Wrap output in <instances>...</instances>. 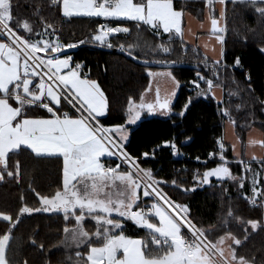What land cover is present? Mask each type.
Masks as SVG:
<instances>
[{"label": "trees", "instance_id": "trees-1", "mask_svg": "<svg viewBox=\"0 0 264 264\" xmlns=\"http://www.w3.org/2000/svg\"><path fill=\"white\" fill-rule=\"evenodd\" d=\"M12 4L14 29L16 21L27 20L35 32L43 33L46 27L43 21L47 20L55 26V33L42 37L34 34L33 39L54 41L59 37L61 44H76L64 52L71 55L73 64L81 66L80 72L84 76L96 81L103 90L108 108L99 120L107 128L126 122L129 98L137 105L150 84L149 73L162 70L135 64L116 49L118 46L123 45L128 49L129 45L138 44L139 47L133 51L141 59L189 63L199 67L170 69L179 86L171 100L169 113L141 117L130 129L124 148L137 158L142 168L150 169L157 180L166 181L160 185L162 190L172 201L187 205L191 218L198 226L206 229L212 225L220 226L210 233L211 239L216 240L230 231L242 241L240 246L232 244L238 256L245 257L249 264H264V197H257L255 205L246 199L253 196V174L260 182L257 187L264 190V157L240 163L234 159L231 147L226 145V165L237 179L211 178L209 184L203 186L201 180L204 171L216 166L219 161L212 159L202 163L194 160L197 156H216L219 148L215 138L222 134L225 121L232 123L242 148L248 130L253 127L262 133L264 140V20L255 13L254 8L234 3L233 0L225 1L223 59L216 63L200 47L188 43L174 32L170 36L159 30L160 35H156L149 26L141 25L137 29V22L124 18L66 17L62 14V4L52 6L50 0H12ZM173 6L198 20L204 18L207 7L206 0H173ZM214 10L216 14L212 15L220 16ZM105 21L111 22L113 26L123 24L130 29V33L111 35L107 42H111L112 47H108L105 42L92 40L91 37ZM47 32L52 33V29L48 28ZM80 41L85 42L81 44ZM161 43L169 49L167 53L158 47ZM237 58L239 65L236 64ZM197 73L204 79L200 80ZM207 80H213L214 86L222 88V102L209 93ZM189 99L191 104L181 116ZM62 111L73 112L67 105ZM226 111L228 115L224 114ZM29 115L50 117L45 109L35 107ZM166 142L168 144H164ZM172 143L177 146L179 155L173 153ZM145 153L148 155L145 156ZM104 160L110 167L118 164L114 157ZM17 161L20 164L19 179L8 177L5 172L4 179L0 180V212L13 217L24 204L40 207L37 193L50 196L62 189L63 181V158L59 155L37 156L30 149L21 147L16 153L10 154L9 170L15 172ZM246 165L251 168L248 172H245ZM123 168L121 165V170ZM173 181H176L175 185ZM229 209L234 213L233 217H228ZM120 219L123 221V218ZM225 220L228 221L227 227L223 226ZM249 220L258 221L255 230L247 223ZM123 224L126 236L148 239L150 242L145 229L131 221H123ZM66 225L72 228L75 221L66 222L63 213L24 214L10 233L7 256L11 264H85L89 249L64 244ZM8 227V222L0 220V236L5 234ZM84 227L94 232L95 222L87 218ZM77 251L83 253V258L76 257Z\"/></svg>", "mask_w": 264, "mask_h": 264}, {"label": "snow or ice", "instance_id": "snow-or-ice-1", "mask_svg": "<svg viewBox=\"0 0 264 264\" xmlns=\"http://www.w3.org/2000/svg\"><path fill=\"white\" fill-rule=\"evenodd\" d=\"M233 2L251 6L264 20V0ZM60 3L61 0H50L52 6H59ZM220 3L223 4L224 0H220ZM212 5L213 0H206L207 7ZM62 14L66 17L124 18L137 22V29L141 25L149 26L156 35H160L161 28L163 33L170 36L173 31L177 35L183 34V13L174 8L173 0H62ZM221 18H224L223 12ZM209 19L214 34L223 31L218 27V19L214 15L210 14ZM43 22L46 26L43 33L35 32L27 20L16 21L14 29L12 0H0V180L4 179L5 172L8 177L19 179V161L16 162L15 172L9 170V161L10 154L16 153L22 146L37 156L63 157L62 189L50 196L37 193L42 207L33 208L24 204L15 217L0 212V220L9 225L5 234L0 236V264H11L7 251L12 228L24 214L31 215L34 212H62L66 222L75 221L72 228L67 225L64 228L65 243L70 240L76 248L85 246L89 249L85 264H249L232 247V244H242L239 238L227 231L218 239H211L210 233L220 226L212 225L207 229L198 226L191 218L190 208L172 201L162 190L160 185L166 181L157 180L150 169L142 168L137 158L125 150L124 145L113 136L124 126L107 128L100 123L99 117L104 116L108 108L103 90L96 81L80 78L78 69L81 66L73 68L71 57L60 58L62 49L73 48L76 44H61L59 37L55 41L33 39L34 34L42 37L55 33L53 24L47 20ZM48 28L52 29V33L47 32ZM120 32L130 33V29L102 25L99 33L91 39L104 43L110 34ZM216 39L223 43L222 36L217 35ZM108 47L112 45L109 43ZM137 47L138 44L129 45L125 49L121 45L120 50L126 51L133 59H139L133 51ZM158 47L165 53L169 51L163 43ZM42 52L48 55L41 56ZM239 63L237 58L236 64ZM163 75L171 76V73ZM197 76L200 80L204 79L199 73ZM206 83L211 91L214 81L207 80ZM196 86L199 87V84ZM170 103L169 98L161 99L157 95L155 104H145L141 97L139 108L147 107L151 112L158 105L160 109L168 111ZM190 104L191 99L185 104L181 116ZM64 105L70 106L74 112L62 111ZM34 107L45 109L50 118L30 116L29 112ZM224 114L228 115L227 111ZM139 118L140 111L130 97L127 122L135 123ZM250 143L264 146V140ZM218 144L221 149L220 160L224 163L204 171L203 184H208L211 177L237 179L225 166L223 142L218 141ZM170 146L174 154H178L177 146ZM113 156L118 157L120 163L115 167L106 166L102 158ZM121 165L127 167L121 170ZM250 170V165H246L245 172ZM172 183L175 185L176 181ZM259 183L256 174H253V196L246 197L253 205L257 197H264V190L257 187ZM240 186L243 187V184ZM141 190L144 197L152 199L150 206H140ZM113 213L117 218L113 217ZM227 215L233 217L234 213L229 209ZM87 218L95 222L94 232L85 229L84 221ZM120 218L145 229L150 242L148 239L126 236ZM235 219L240 220L239 217ZM247 223L253 230L258 226L255 220ZM227 224L225 220L223 226L227 227ZM226 241H231L227 256L221 247ZM40 247L43 248V245ZM76 257L83 258V253L77 251Z\"/></svg>", "mask_w": 264, "mask_h": 264}, {"label": "crops", "instance_id": "crops-1", "mask_svg": "<svg viewBox=\"0 0 264 264\" xmlns=\"http://www.w3.org/2000/svg\"><path fill=\"white\" fill-rule=\"evenodd\" d=\"M225 1H230V0H224V3H225ZM224 3L221 4L220 3V0H213L212 7H206L205 12H204V18L202 20L196 19L192 14H190L188 12H182L183 13L182 18H181V27H182V33H183L182 34V37L188 43L195 44L198 47H200L202 49V51L204 52V54H206L210 59H212L214 61H221L223 59V52H222V55L220 57H218V59L216 60V59L213 58L215 48L212 46L211 47V50H212L213 54H209L208 50H206L207 48H205L204 46H202V44L199 43V40L201 38L206 39L208 37V34H209L210 29L207 27V25H208V22H209V15L211 13V10L212 9H216L217 13H222L223 12V5H224ZM117 19H120V18H117ZM222 20H223V18H222ZM115 27H117V26H115ZM119 27H123V26H119ZM40 55L46 57L48 54H42V53H40ZM65 56L71 57V55H69V54H67L65 52H62L60 58H64ZM70 63H71V66L73 68H75V64L72 63V57H71ZM78 71L80 73V78L81 79L91 80V79L87 78L86 76H84L80 72L79 69H78ZM167 72H170V71L169 70H160V71L150 72V73H153V74H156V75H150V84H149L150 86L146 90V92H145L146 94L145 95L149 97V95L152 94L153 95V98H149L147 100H144V103L145 104H148V103H152L153 104L155 102L156 92H158V90L157 89H154L153 92L151 90L153 89L152 88L153 85L156 86L155 83L157 82V80H162V82H163V85H160V89L163 91V93L165 95L166 94L167 95H171L172 98L170 100H172L174 98V95L177 92V89H178L179 84L173 78L172 74H171V76L163 75V73H167ZM214 92H215L216 96H219L218 98H215V99L217 101H219V102H222L223 101V90H222V88L220 86H214ZM159 95H160V93H159ZM144 98H146V97H144ZM139 105H140V103H138V105H137L138 106V110L141 109V108H139ZM68 107L70 108V106H68ZM143 109H144L145 114L149 116V111H148L147 107H144ZM71 110L74 112V109H71ZM167 113H169V111H165V110H162V109H158L157 106H156V108H155L154 111H151L150 112V114H152V115H154V114L165 115ZM101 117H103V116H101ZM101 117H99V119ZM42 118H50V117H42ZM225 123H226V121L223 123V131H224V128H225L224 127L225 126ZM223 131H222L223 141H224V144L227 145L226 144V135L224 134ZM252 138H257V141H262L263 140L262 133L258 129H256L254 127L251 128L250 130H248V132H247L245 146L247 145V147H249V145H250V147H254V146H256V147L257 146L263 147L259 143H256L254 145H251L249 143V141H251ZM22 147H24V146H22ZM240 147H241V145H240ZM232 155H233L234 159L239 160V161H249V160H253V157H256V159L260 160V159H262V157H264V156H255V155H253V156H247L244 153L241 156V153L239 152V158H237L233 151H232ZM244 155H246V156H244ZM105 158H107V157L102 158L103 162H105L104 161ZM139 195H140V201H141V205L140 206L141 207H145L146 205L147 206H150V204L153 202L151 198H146V197L143 196L142 190L140 191ZM130 238L137 239L139 237H130ZM139 239H141V238H139Z\"/></svg>", "mask_w": 264, "mask_h": 264}, {"label": "rangeland", "instance_id": "rangeland-1", "mask_svg": "<svg viewBox=\"0 0 264 264\" xmlns=\"http://www.w3.org/2000/svg\"><path fill=\"white\" fill-rule=\"evenodd\" d=\"M61 4H62V2H61ZM211 15L212 14H216L215 13V10L214 9H212L211 10V13H210ZM217 19H218V27H220L221 29H223V20H222V18H221V13H220V16H215ZM100 18H104V19H117V18H105V17H100ZM107 26V27H115V26H113L112 24H111V22H107V21H105V22H103V23H101V25L100 26ZM100 26H99V28H98V31H97V33L96 34H98L99 33V29H100ZM116 26H123V24H117ZM123 27H125V26H123ZM207 27L210 29V31H209V34H208V37L206 38V39H204V38H201L200 40H199V43L200 44H202V46H204L205 48H207L206 50H208V52H209V54H213V52H212V50H211V47L213 46L214 48H215V50H214V56H213V58L214 59H218V57H220L221 55H222V52H223V43H221V42H219L217 39H216V36L217 35H219V36H224V30L222 31V32H219V33H213L212 32V30H211V24H210V19H209V22H208V25H207ZM161 30H162V28H161ZM163 31V30H162ZM120 33H123V32H120ZM175 33V32H174ZM116 34V33H115ZM111 35H113V34H110L108 37H106L105 38V44L108 46V44L110 43L111 44V42H107V39L111 36ZM55 41V40H54ZM99 42V41H98ZM204 44V45H203ZM112 45V44H111ZM162 70H169L170 71V69H162ZM170 73L172 74V72L170 71ZM172 76H173V74H172ZM173 78H174V76H173ZM175 79V78H174ZM155 85L156 86H154L153 85V89L151 90L152 92L154 91V89H157L158 90V92L160 93V95L163 97V98H169V99H171L172 98V96L171 95H165L164 93H163V91L160 89V85H163V82H162V80H157V82L155 83ZM150 86V85H149ZM148 86V87H149ZM148 87H147V89H148ZM146 89V90H147ZM146 92V91H145ZM144 92V94L142 95V97H143V101L144 100H147V99H149V98H153V95L152 94H150L149 95V97L148 96H146L145 93ZM209 93L212 95V97H214V98H218L219 96H216V94H215V92H214V87L212 88V90L211 91H209ZM171 96V97H170ZM144 97H146V98H144ZM141 101V99L137 102V105H138V103H141L140 102ZM138 110V109H137ZM140 118L141 117H143V116H146V114H145V112H144V109L143 108H141L140 110ZM149 114H150V112H149ZM163 114V113H162ZM139 118V119H140ZM139 119L138 120H136L135 121V123H128L127 122V119H126V122L122 125V126H124L123 127V129L121 130V131H117V132H114L113 133V136L117 139V140H119L123 145H124V143L126 142V140L128 139V136H129V132H130V129L133 127V126H135L136 125V123L139 121ZM116 126H120V125H115V126H112V127H110V128H116ZM225 128H224V134L226 135V144L227 145H229L230 147H231V150L234 152V154L236 155V157L237 158H239V152L241 153V156L243 155V153L244 154H246L247 156H253V155H255V156H264V146L263 147H259V146H254V147H250V145H249V147H247V145L245 146L244 145V148H242V147H240V145H241V143H240V141H239V139L235 136V133H234V130H233V125H232V123L231 122H229V121H226V123H225V126H224ZM121 137H126L125 139H121ZM251 141H257V138H252L251 139ZM249 143H250V141H249ZM245 144H246V142H245ZM251 144V143H250ZM256 144V143H255ZM251 145H254V144H251ZM225 147H224V150H225V148H226V145H224ZM246 155H244V156H246ZM62 157V156H61ZM114 158H116V161H117V163L119 164L120 163V161H119V158L118 157H116V156H113ZM63 158V157H62ZM105 161V160H104ZM105 164H106V161L104 162ZM221 163H224V162H222V161H219L218 162V164L216 165V166H214V167H212V168H216L218 165H220ZM106 166H108L107 164H106ZM225 166H227V165H225ZM123 170L127 167L126 165H123ZM212 168H210V169H212ZM211 178H217V177H211ZM211 178H210V180H211ZM225 178H227V177H225ZM219 179V178H218ZM210 182V181H209ZM209 184V183H208ZM203 185H206V184H203V183H201V186H203ZM113 191H115V190H113ZM40 207H42V205H40ZM54 213H62V212H54ZM113 216H115L116 217V214L115 213H113L112 214ZM66 235V234H65ZM63 242H64V244L65 245H67L68 247H76L70 240L68 241V243L66 244L65 243V236H64V240H63ZM230 244V241H226V243L224 244V245H221V247H223L224 249H225V255L227 256V254H228V245Z\"/></svg>", "mask_w": 264, "mask_h": 264}, {"label": "water", "instance_id": "water-1", "mask_svg": "<svg viewBox=\"0 0 264 264\" xmlns=\"http://www.w3.org/2000/svg\"><path fill=\"white\" fill-rule=\"evenodd\" d=\"M97 47H100L99 45H97ZM74 48V47H73ZM72 48H64L62 49V52L69 50ZM123 55H125L126 57L130 58L135 64L140 65V66H144V67H156V68H160V69H172V68H190V69H199V67L197 65L194 64H189V63H179V62H156V61H151V60H146V59H133L131 58L129 55H127V52H123ZM157 95H159L158 92H156V97H155V101L157 98ZM159 97L161 99H164L162 96L159 95ZM155 104V102L153 103ZM171 104V103H170ZM157 108H159V106L157 105ZM169 109H170V105H169ZM170 111V110H168ZM152 114H149V116H151Z\"/></svg>", "mask_w": 264, "mask_h": 264}, {"label": "built area", "instance_id": "built-area-1", "mask_svg": "<svg viewBox=\"0 0 264 264\" xmlns=\"http://www.w3.org/2000/svg\"><path fill=\"white\" fill-rule=\"evenodd\" d=\"M117 50H120V47L118 46L117 48H116ZM76 65H79V64H75V66ZM79 70H80V68H79ZM218 141H221V142H223V144H224V141H223V137H222V134L221 135H219V136H217L216 138H215V143H216V146L219 148V152L216 154V156H214V155H208V156H206V158H200L199 157V159H197V157H195L194 158V160H196V161H200V162H202V163H204V162H206V161H210V160H212V159H215V160H217V161H221L220 160V154H221V149H220V145L218 144ZM164 144H168V143H164ZM172 144H174V143H172ZM225 145V144H224ZM172 151H173V153H174V150H173V148H172ZM179 155V154H178ZM223 155H224V150H223ZM225 157V156H224ZM119 161H120V159H119ZM186 231V230H185Z\"/></svg>", "mask_w": 264, "mask_h": 264}]
</instances>
